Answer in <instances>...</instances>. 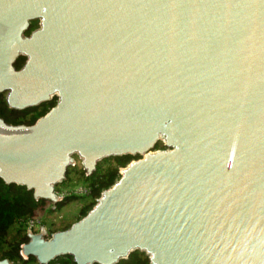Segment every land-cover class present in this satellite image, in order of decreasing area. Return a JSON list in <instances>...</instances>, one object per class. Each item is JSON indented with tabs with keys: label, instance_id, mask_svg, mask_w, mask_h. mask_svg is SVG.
<instances>
[{
	"label": "water",
	"instance_id": "obj_1",
	"mask_svg": "<svg viewBox=\"0 0 264 264\" xmlns=\"http://www.w3.org/2000/svg\"><path fill=\"white\" fill-rule=\"evenodd\" d=\"M0 93L56 97L0 117V179L35 200L61 201L74 156L86 175L141 156L67 229L27 231L23 259L264 264V0H0Z\"/></svg>",
	"mask_w": 264,
	"mask_h": 264
},
{
	"label": "trees",
	"instance_id": "obj_2",
	"mask_svg": "<svg viewBox=\"0 0 264 264\" xmlns=\"http://www.w3.org/2000/svg\"><path fill=\"white\" fill-rule=\"evenodd\" d=\"M37 27L38 21H31L30 28L25 34L29 35ZM24 61V57H19L15 63V68L19 69ZM55 102L56 97L37 106L15 110L7 106L5 93H0V117L8 124L32 125L39 117L48 112ZM164 148V144L158 141L153 149ZM74 157L76 158V156ZM140 157L139 155H125L104 158L97 163L96 169L90 175H86L85 170L75 162V165L68 167L65 179L61 184L55 186V191H61L62 189L69 190L77 186L87 187L89 191L86 194H71L64 198L65 200L53 204V209L57 210L65 201L82 198L84 201L83 205L79 208L73 222L79 220L95 205L101 192L111 187L119 179V169L125 167L130 161L139 159ZM50 204L51 202L47 200H35L32 192L27 190L25 186L5 184L0 179V260L8 259L11 264H39L32 256L23 259L20 255V250L21 246L28 241L26 232L29 220H38L45 227L46 238L59 230L53 229L49 222H47V215L50 211L47 212L46 210ZM73 222L60 230L67 229ZM47 264L75 263L70 256H62L49 261ZM118 264H149V259L144 252L135 251L130 253L126 259L120 260Z\"/></svg>",
	"mask_w": 264,
	"mask_h": 264
},
{
	"label": "rangeland",
	"instance_id": "obj_3",
	"mask_svg": "<svg viewBox=\"0 0 264 264\" xmlns=\"http://www.w3.org/2000/svg\"><path fill=\"white\" fill-rule=\"evenodd\" d=\"M76 159H77V157L75 158V161L77 164L80 165V162ZM121 169L122 168L119 169V173H120ZM77 187L83 188V186H77ZM70 195L71 194L61 197V201L65 200L64 198H66L67 196H70ZM83 202L84 201L82 198H77V199L65 201L62 206L58 207L57 210L53 209L54 206L51 203L46 210L47 212L50 211L47 215V222H49V224L51 225V227H53V229H55V230L59 229L60 230L61 228L69 225V223L73 222V220L76 218V215L78 213L79 208L83 205Z\"/></svg>",
	"mask_w": 264,
	"mask_h": 264
},
{
	"label": "built area",
	"instance_id": "obj_4",
	"mask_svg": "<svg viewBox=\"0 0 264 264\" xmlns=\"http://www.w3.org/2000/svg\"><path fill=\"white\" fill-rule=\"evenodd\" d=\"M88 191L89 190L87 187H83V188L74 187V188L69 189V190L62 189L61 191H56V192H57L59 198L61 199V197L65 196V195L86 194ZM27 231L41 232L43 234V236H46V229L42 224H40V222L38 220H34V219L29 220L27 223Z\"/></svg>",
	"mask_w": 264,
	"mask_h": 264
},
{
	"label": "flooded vegetation",
	"instance_id": "obj_5",
	"mask_svg": "<svg viewBox=\"0 0 264 264\" xmlns=\"http://www.w3.org/2000/svg\"><path fill=\"white\" fill-rule=\"evenodd\" d=\"M37 21H38V27H39V20H37ZM38 27H37V28H38ZM164 149H166V147H165ZM164 149H157V150H164Z\"/></svg>",
	"mask_w": 264,
	"mask_h": 264
}]
</instances>
